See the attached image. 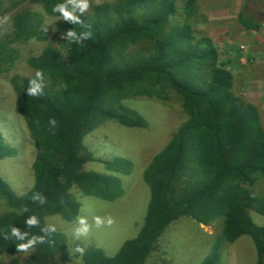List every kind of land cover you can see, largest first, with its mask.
<instances>
[{
  "label": "trees",
  "instance_id": "16d2710c",
  "mask_svg": "<svg viewBox=\"0 0 264 264\" xmlns=\"http://www.w3.org/2000/svg\"><path fill=\"white\" fill-rule=\"evenodd\" d=\"M193 1L115 0L90 13L76 9L78 20L72 21L52 12L61 4L71 10L68 0H0V22L16 9L11 34L0 38V75L21 58L18 43H45L38 56L26 58L29 75L9 79L36 150L33 184L23 195L0 179V207L6 209L0 212V255H9V264H148L159 238L182 217L215 228L214 234L204 233L211 245L200 264H221L224 247L242 236L252 241L255 264H264V193L255 191V183L264 180V118L256 106L234 95L228 61L218 60L208 37L197 38L189 20L201 9ZM25 4L42 10L24 11ZM178 10L188 21H171ZM245 14L236 17L241 30L259 32L261 22ZM45 15L59 20L58 46L39 29ZM32 88L34 96L29 95ZM171 93L187 120L142 172L149 189L142 226L111 257L92 247L73 260L77 255L70 254L66 233L48 220H77L80 203L73 190L105 202L122 194L117 177L84 169L94 161L84 138L106 121L148 128L124 101L146 97L165 102ZM5 149L0 138V160L7 157ZM106 165L120 169L117 162ZM33 216L38 223L29 225ZM33 238L26 251L18 250L17 245Z\"/></svg>",
  "mask_w": 264,
  "mask_h": 264
},
{
  "label": "rangeland",
  "instance_id": "374dc122",
  "mask_svg": "<svg viewBox=\"0 0 264 264\" xmlns=\"http://www.w3.org/2000/svg\"><path fill=\"white\" fill-rule=\"evenodd\" d=\"M114 1L88 0L89 8L81 13H90L94 6ZM217 1L194 0L193 4L201 9L200 16H193L189 23L193 22L198 39L208 37L219 61H228L225 68L233 78L234 95L256 106L264 118V0H219V6ZM22 7L24 11L34 13L42 10L34 5L25 4ZM15 10L0 22V38L6 33L11 34L10 16ZM241 11L245 15H254L257 22H263L259 32L241 30L236 18ZM216 15L227 17L221 20ZM44 17L39 29L48 33L55 46H58L55 26L59 20L46 15ZM181 18L188 21L183 11L178 10L171 21L179 22ZM44 45V42L35 39L18 43L16 48L21 58L13 68L0 75V138L8 152L7 157L0 160V179L18 196L23 195L33 184L31 164L36 150L30 142L24 120L16 110V98L9 79L29 75L31 68L27 67L26 58L38 56ZM153 100L141 97L124 101V105L139 112L147 121L148 128L129 129L114 121H106L84 138L83 143L94 158L84 169L106 177H117L122 194L112 202H105L93 196L81 197L73 190L71 194L78 197L80 203L77 220L70 223L59 217L48 220V224L66 233L70 254L77 255L73 260L79 261L81 253L92 247L100 248L106 256L111 257L142 226L149 199V189L143 182L142 172L150 158L187 120L181 107L174 103L177 101L174 93H171L170 101ZM107 162L119 163L120 169H109ZM123 162L125 164L121 166ZM255 191L264 193V180L255 183ZM4 209L0 207V212L6 211ZM253 218L257 223L263 221L257 216ZM171 225L159 238L148 264H200L208 255L211 245L210 238L205 234L216 233L213 224H199L191 218L182 217ZM224 248L221 264L256 263L255 248L248 236H242ZM10 258L9 255H0V264H9Z\"/></svg>",
  "mask_w": 264,
  "mask_h": 264
},
{
  "label": "clouds",
  "instance_id": "9594fccd",
  "mask_svg": "<svg viewBox=\"0 0 264 264\" xmlns=\"http://www.w3.org/2000/svg\"><path fill=\"white\" fill-rule=\"evenodd\" d=\"M69 3H71L73 5L71 10H68L67 5L65 4H61V5H57L54 6L52 8V12L56 13V12H60L63 14V17L67 20H72V21H77L78 17H76L75 15H73V13L76 11V9H79L81 12L85 11L86 9L89 8V2L88 0H68ZM69 36H74L75 33L74 32H69L68 33ZM37 76H40L41 73L38 71L36 73ZM29 95L30 96H34L36 93V89L32 88L29 89ZM52 123L54 124L55 121H52ZM29 225H35L38 223L36 217H31L26 221ZM99 222V221H98ZM81 223H83V221H81ZM13 234L16 235L20 240L24 239V236L20 234V232L16 229H13ZM37 238H33L32 240H28L27 243H21L19 245H17L18 250L20 251H26L33 243H35Z\"/></svg>",
  "mask_w": 264,
  "mask_h": 264
},
{
  "label": "crops",
  "instance_id": "0c3cea01",
  "mask_svg": "<svg viewBox=\"0 0 264 264\" xmlns=\"http://www.w3.org/2000/svg\"><path fill=\"white\" fill-rule=\"evenodd\" d=\"M262 19H263V21H264V15H263ZM261 23H263V22L261 21Z\"/></svg>",
  "mask_w": 264,
  "mask_h": 264
}]
</instances>
